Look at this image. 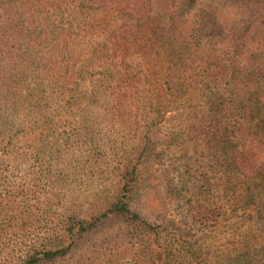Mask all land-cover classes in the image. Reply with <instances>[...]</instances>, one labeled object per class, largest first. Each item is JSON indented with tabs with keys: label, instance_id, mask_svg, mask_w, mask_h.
Masks as SVG:
<instances>
[{
	"label": "rangeland",
	"instance_id": "rangeland-1",
	"mask_svg": "<svg viewBox=\"0 0 264 264\" xmlns=\"http://www.w3.org/2000/svg\"><path fill=\"white\" fill-rule=\"evenodd\" d=\"M120 18L102 0H0V264L95 221L42 264H264L229 167L249 142L219 111L226 85L196 72L176 92L175 49H136L146 33L117 34ZM222 122L227 147L211 136ZM133 170L126 202L142 221L99 219Z\"/></svg>",
	"mask_w": 264,
	"mask_h": 264
},
{
	"label": "trees",
	"instance_id": "trees-1",
	"mask_svg": "<svg viewBox=\"0 0 264 264\" xmlns=\"http://www.w3.org/2000/svg\"><path fill=\"white\" fill-rule=\"evenodd\" d=\"M102 2L105 9L126 18L120 21L117 34L125 28L146 33L145 41L134 42L136 49H175L178 68L169 71L167 78L174 81L176 92L186 88L187 80L198 81L191 76L196 72L201 73L202 87L209 84L217 90L226 85L232 103L229 107L223 103L219 111L235 113L234 130L241 134V141L249 142L247 149L233 153L234 161L229 167L244 179L237 181L241 191L238 202L254 213L253 219L264 233V0ZM223 126V122L219 123L211 136L216 144L227 147L232 133L227 125ZM135 175L133 170L122 178V199L99 219L121 216L133 222L142 221L126 202ZM97 222H79L69 228L67 245L31 243L26 247L22 264H42L67 256L81 237L93 231Z\"/></svg>",
	"mask_w": 264,
	"mask_h": 264
}]
</instances>
